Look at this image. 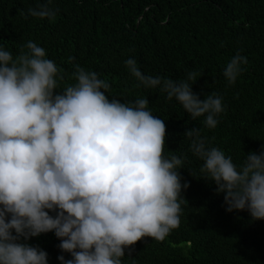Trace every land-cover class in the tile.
<instances>
[{
	"label": "clouds",
	"instance_id": "9594fccd",
	"mask_svg": "<svg viewBox=\"0 0 264 264\" xmlns=\"http://www.w3.org/2000/svg\"><path fill=\"white\" fill-rule=\"evenodd\" d=\"M57 12L53 0L27 10L48 20ZM24 47L14 58L0 46V264H49L48 253L27 241L50 232L71 257L59 255V264H122L125 249L144 238L163 240L179 226L187 157L165 156V120L153 115L147 98H110V84L79 65L75 83L57 91L62 69L43 47ZM247 62L239 52L230 59L222 73L229 84ZM125 66L145 88L216 128L223 98L194 93L195 72L178 82L144 75L133 58ZM183 137L203 162V180L223 194L225 211L264 221V143L238 167L199 128Z\"/></svg>",
	"mask_w": 264,
	"mask_h": 264
},
{
	"label": "trees",
	"instance_id": "16d2710c",
	"mask_svg": "<svg viewBox=\"0 0 264 264\" xmlns=\"http://www.w3.org/2000/svg\"><path fill=\"white\" fill-rule=\"evenodd\" d=\"M44 0H0V46L15 58L28 41L46 51L62 69L57 91L75 83V65L94 71L110 84L107 95L121 102L147 98L153 115L165 120V156L185 155L180 170L179 226L163 240L144 238L125 249L122 264H264V221L247 211L226 212L223 194L205 181L203 162L189 150L186 130L199 128L210 147L222 150L239 167L245 155L264 143V0H53V20L34 18L30 7ZM27 52V48L24 47ZM239 52L247 58L235 84L223 69ZM136 60L144 75L184 81L203 99L215 93L225 111L214 129L192 120L183 107L159 89L141 85L126 69ZM54 215V213H50ZM59 264L54 233L27 241Z\"/></svg>",
	"mask_w": 264,
	"mask_h": 264
}]
</instances>
